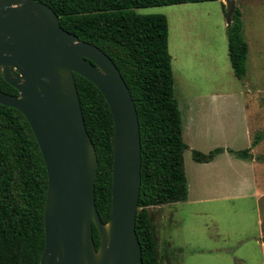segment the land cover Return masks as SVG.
<instances>
[{
	"label": "trees",
	"instance_id": "1",
	"mask_svg": "<svg viewBox=\"0 0 264 264\" xmlns=\"http://www.w3.org/2000/svg\"><path fill=\"white\" fill-rule=\"evenodd\" d=\"M59 15L61 25L83 41L97 45L118 65L138 110L142 140V186L136 229L144 264H164L150 208L186 201L183 117L175 96V75L169 50V23L164 14H139L133 9L224 0H39ZM229 57L234 74H248L249 43L236 7L228 26ZM87 130L95 144V200L103 221L112 209L114 121L103 93L87 78L75 74ZM0 90L19 94L0 74ZM235 151L252 158L259 144ZM226 151H193L201 163ZM259 160L264 161V156ZM46 163L27 118L18 109L0 104V264H40L45 250ZM98 248L100 236L94 225Z\"/></svg>",
	"mask_w": 264,
	"mask_h": 264
},
{
	"label": "water",
	"instance_id": "2",
	"mask_svg": "<svg viewBox=\"0 0 264 264\" xmlns=\"http://www.w3.org/2000/svg\"><path fill=\"white\" fill-rule=\"evenodd\" d=\"M225 1L230 25L237 4ZM0 74L19 92L0 90V104L27 118L47 167L46 244L40 264H144L136 229L140 121L118 65L100 47L66 30L47 3L0 0ZM75 74L99 88L114 121L112 209L106 222L96 205L98 155Z\"/></svg>",
	"mask_w": 264,
	"mask_h": 264
},
{
	"label": "rangeland",
	"instance_id": "3",
	"mask_svg": "<svg viewBox=\"0 0 264 264\" xmlns=\"http://www.w3.org/2000/svg\"><path fill=\"white\" fill-rule=\"evenodd\" d=\"M236 4L249 43L244 79L236 77L229 57L225 0L133 9L168 18L188 145V199L150 208L164 264H264V0ZM258 133L251 159L228 152L250 147ZM218 147L226 151L211 162L193 157L194 150Z\"/></svg>",
	"mask_w": 264,
	"mask_h": 264
},
{
	"label": "crops",
	"instance_id": "4",
	"mask_svg": "<svg viewBox=\"0 0 264 264\" xmlns=\"http://www.w3.org/2000/svg\"><path fill=\"white\" fill-rule=\"evenodd\" d=\"M237 1V0H236ZM229 152V151H228ZM255 196V195H254ZM261 200V199H260ZM260 237H264V232L262 231L261 233H260V235H259ZM262 241H263V239H262Z\"/></svg>",
	"mask_w": 264,
	"mask_h": 264
}]
</instances>
